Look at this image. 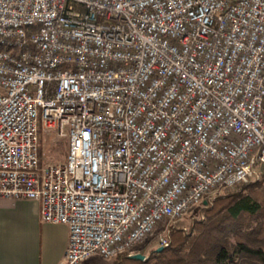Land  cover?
<instances>
[{
  "label": "built area",
  "instance_id": "built-area-1",
  "mask_svg": "<svg viewBox=\"0 0 264 264\" xmlns=\"http://www.w3.org/2000/svg\"><path fill=\"white\" fill-rule=\"evenodd\" d=\"M0 32V199L69 227L60 264L131 256L264 174V0H0Z\"/></svg>",
  "mask_w": 264,
  "mask_h": 264
},
{
  "label": "trees",
  "instance_id": "trees-1",
  "mask_svg": "<svg viewBox=\"0 0 264 264\" xmlns=\"http://www.w3.org/2000/svg\"><path fill=\"white\" fill-rule=\"evenodd\" d=\"M201 211L189 230L172 229L162 251L152 249L145 260L123 253L112 264H239L245 259L264 264V174Z\"/></svg>",
  "mask_w": 264,
  "mask_h": 264
},
{
  "label": "crops",
  "instance_id": "crops-1",
  "mask_svg": "<svg viewBox=\"0 0 264 264\" xmlns=\"http://www.w3.org/2000/svg\"><path fill=\"white\" fill-rule=\"evenodd\" d=\"M69 240L66 224L41 220L39 201L0 199V264H60Z\"/></svg>",
  "mask_w": 264,
  "mask_h": 264
},
{
  "label": "rangeland",
  "instance_id": "rangeland-1",
  "mask_svg": "<svg viewBox=\"0 0 264 264\" xmlns=\"http://www.w3.org/2000/svg\"><path fill=\"white\" fill-rule=\"evenodd\" d=\"M68 152V139L63 138L58 140L56 136L53 133L50 132H42L41 134V147H40V156L42 164L46 163H61L66 160ZM235 190V189H233ZM233 190H228L225 193L218 194L213 199L209 200V203H212L216 198L221 197L225 194H228L229 192ZM204 205L197 206L191 211H189L187 214L184 215L179 220H172V221H166L161 223L156 232L149 237L147 240H145L143 243H141L139 246L133 249V253H141L145 256L150 253L152 249H155L160 242V238L166 237V235L171 236V231L173 228L178 229L182 228L185 230H189L190 226L193 224L195 220H199L202 218V208ZM114 258L106 259L100 256H94L90 258L89 260L85 261L82 264H112Z\"/></svg>",
  "mask_w": 264,
  "mask_h": 264
},
{
  "label": "bare ground",
  "instance_id": "bare-ground-1",
  "mask_svg": "<svg viewBox=\"0 0 264 264\" xmlns=\"http://www.w3.org/2000/svg\"><path fill=\"white\" fill-rule=\"evenodd\" d=\"M23 28H31L30 20H23ZM0 53H4V56H12V51H14V43H8L5 41V33L0 32ZM147 257H144V260Z\"/></svg>",
  "mask_w": 264,
  "mask_h": 264
},
{
  "label": "water",
  "instance_id": "water-1",
  "mask_svg": "<svg viewBox=\"0 0 264 264\" xmlns=\"http://www.w3.org/2000/svg\"><path fill=\"white\" fill-rule=\"evenodd\" d=\"M205 206L208 205V201H205ZM164 248L160 247L157 249L158 252L162 251ZM130 257L132 258H135V259H138V260H144V254H141V253H137V254H133L131 255Z\"/></svg>",
  "mask_w": 264,
  "mask_h": 264
}]
</instances>
